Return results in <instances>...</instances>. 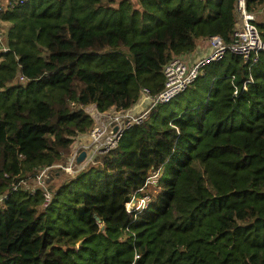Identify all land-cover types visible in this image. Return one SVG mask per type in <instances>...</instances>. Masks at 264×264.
<instances>
[{"label":"trees","instance_id":"trees-1","mask_svg":"<svg viewBox=\"0 0 264 264\" xmlns=\"http://www.w3.org/2000/svg\"><path fill=\"white\" fill-rule=\"evenodd\" d=\"M236 1L0 6L8 49L0 53V264H264V52L255 64L227 52L207 65L95 165L48 185L46 206L41 190L22 185L66 163V133L94 127L87 108L129 111L143 89H164L173 58L212 36L234 43ZM246 8L264 42V0H246ZM157 170L149 208L127 213Z\"/></svg>","mask_w":264,"mask_h":264},{"label":"built area","instance_id":"built-area-1","mask_svg":"<svg viewBox=\"0 0 264 264\" xmlns=\"http://www.w3.org/2000/svg\"><path fill=\"white\" fill-rule=\"evenodd\" d=\"M236 11L239 16V25L233 34L235 39L234 43L225 45L219 36H212L207 39L211 48V51L207 56L192 64L185 62L182 58H173L163 67V74L165 77L164 89L156 95H151L149 90L143 89L142 98L137 105L148 101L150 109L157 105L170 103L173 99H175V97L192 88L198 77L203 75V69L207 65L222 60L227 52L241 57L245 64H255L258 61L259 54L264 52V42L261 40L258 30L254 24V16L247 11L246 0L236 1ZM7 50L8 49L3 42L2 32H0V53H6ZM251 82V78L246 80L242 85V90H246L247 85ZM237 93L238 89L235 87L233 93L234 96H237ZM92 108L96 111L95 116L97 118L107 119L108 124L112 129L111 138L107 141L104 150H99L105 153L116 148L119 141L123 137V133L131 126L140 124L146 118L148 113L147 111L140 116H135L130 114L132 111L131 109L123 113L116 112L110 115L108 113H99L94 106L87 108V113L88 110ZM94 129L91 130L93 137L96 133V130ZM47 170H50V168L41 169L33 181L37 184H44L45 173ZM162 175V171L157 170L153 171L146 178L142 189L136 192L134 196H132L131 200L125 204L127 213L137 215L149 208L153 201L151 191L158 194L157 190H160V180ZM22 185L32 194H34L37 190H41L43 193V206H46L51 200V194L46 186L29 189L30 186L26 185L25 182H23ZM155 188L158 189L155 190Z\"/></svg>","mask_w":264,"mask_h":264},{"label":"rangeland","instance_id":"rangeland-1","mask_svg":"<svg viewBox=\"0 0 264 264\" xmlns=\"http://www.w3.org/2000/svg\"><path fill=\"white\" fill-rule=\"evenodd\" d=\"M9 0H0V6H5ZM17 1V0H15ZM260 19L264 18V10L259 13ZM254 16V15H253ZM254 20H256V17L254 16ZM3 27L7 28V24H4ZM204 44L203 47H209V44L207 40H204L203 42H200L198 44L201 45ZM197 46V47H198ZM211 50V48H210ZM183 59V58H182ZM143 101V100H142ZM142 104V105H141ZM139 107V108H138ZM149 112V104L148 101H145L144 103H140L139 105H136L134 108H132V111L130 112L131 115L140 116L145 112ZM88 114L91 116V118L94 121V127L93 129L96 130V133L94 134V137L92 135V132H89V134L85 135H72L70 132L66 133L67 138L72 139L73 143L70 147L71 149V155L69 159L64 162H59L56 166H54L52 169L47 170L45 173V182L44 184H37L33 180L25 182L26 185L30 186L29 189H36L40 187H48L51 183H55L54 185L60 184L62 179L68 178L69 175H72L75 171H78L82 168H86L88 166L95 165V157L97 155L104 154L105 152H101L99 150H104V147L107 143V141L111 138V132L112 129L108 124L107 119L97 118L96 111L92 108L88 110ZM110 115L114 114L113 112L108 113ZM92 129V130H93ZM66 139V138H65ZM81 154H84L83 158L79 161V157ZM60 171V178H58L55 174ZM71 177V176H69ZM158 188H155L157 190ZM159 192V190H157ZM151 195L153 199L156 197L157 194L155 192L151 191Z\"/></svg>","mask_w":264,"mask_h":264},{"label":"crops","instance_id":"crops-1","mask_svg":"<svg viewBox=\"0 0 264 264\" xmlns=\"http://www.w3.org/2000/svg\"><path fill=\"white\" fill-rule=\"evenodd\" d=\"M203 45L204 44L199 45L194 53H192L188 56H185V58H183V60L189 64H192V63L198 61L199 59L207 56L211 50L207 46L203 47Z\"/></svg>","mask_w":264,"mask_h":264},{"label":"water","instance_id":"water-1","mask_svg":"<svg viewBox=\"0 0 264 264\" xmlns=\"http://www.w3.org/2000/svg\"><path fill=\"white\" fill-rule=\"evenodd\" d=\"M84 154H81L80 157H79V161L83 158Z\"/></svg>","mask_w":264,"mask_h":264},{"label":"bare ground","instance_id":"bare-ground-1","mask_svg":"<svg viewBox=\"0 0 264 264\" xmlns=\"http://www.w3.org/2000/svg\"><path fill=\"white\" fill-rule=\"evenodd\" d=\"M142 105V104H141ZM139 108V107H138Z\"/></svg>","mask_w":264,"mask_h":264}]
</instances>
